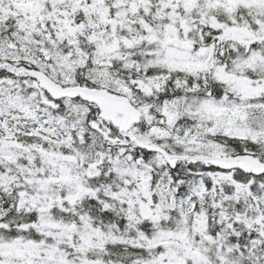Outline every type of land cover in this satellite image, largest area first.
Masks as SVG:
<instances>
[{
    "label": "snow or ice",
    "instance_id": "6c2138e0",
    "mask_svg": "<svg viewBox=\"0 0 264 264\" xmlns=\"http://www.w3.org/2000/svg\"><path fill=\"white\" fill-rule=\"evenodd\" d=\"M0 264H264V0H0Z\"/></svg>",
    "mask_w": 264,
    "mask_h": 264
}]
</instances>
